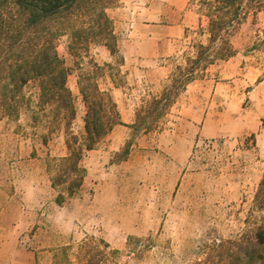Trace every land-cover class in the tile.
I'll list each match as a JSON object with an SVG mask.
<instances>
[{
    "label": "rangeland",
    "instance_id": "1",
    "mask_svg": "<svg viewBox=\"0 0 264 264\" xmlns=\"http://www.w3.org/2000/svg\"><path fill=\"white\" fill-rule=\"evenodd\" d=\"M174 1V6L185 1V8L180 18L184 32L177 40L173 70L185 64L186 56L195 55V42L206 43L207 37L200 31L199 0ZM137 5L138 0H120L108 13L113 19V12L119 8L130 6L133 12ZM178 15L171 12L167 22H177ZM263 25L264 12L257 16L250 12L231 39L240 68L231 82L233 93L227 97L232 100L230 107L241 109L243 115L258 111L264 100L255 93L264 79V53L249 50ZM103 46L93 44L84 65L91 57L104 65L103 88L113 82L123 84L122 55L113 54L108 67L102 61ZM57 49L72 69L68 85L78 110L73 128L81 133L86 106L66 35L57 41ZM213 64L208 67L213 68ZM206 74L207 69L201 70L197 78ZM169 86L170 78L159 90L143 95L137 112ZM180 93L159 118L163 128L177 114ZM156 115L153 112L147 116ZM23 122L0 121V264H16L21 253L32 255L35 264H51L63 247H69L75 256L85 241L93 252L101 251V264H205L218 243L250 233L251 213L258 221L264 219V210L255 208L264 174V146L257 145L259 141L264 144L261 134L245 135L235 146L227 144L225 138L198 137L186 164L176 168V158L171 162L167 152L169 140L156 134L160 130L137 134L134 122L128 129L118 123L114 125L118 134L110 133L83 157L84 186L58 203L59 191L52 186L47 162L66 153L65 134H58L46 146L40 138L31 136L30 128L21 129L19 124ZM113 136L117 137L114 142ZM22 139L32 141L33 149L32 144L23 147Z\"/></svg>",
    "mask_w": 264,
    "mask_h": 264
},
{
    "label": "trees",
    "instance_id": "2",
    "mask_svg": "<svg viewBox=\"0 0 264 264\" xmlns=\"http://www.w3.org/2000/svg\"><path fill=\"white\" fill-rule=\"evenodd\" d=\"M120 0H0V121L20 123L30 128L33 138L46 146L58 134H65L66 153L47 162L52 186L59 193L57 202L76 194L82 187L86 169L82 159L121 123L117 104L109 90L101 86L104 70L89 57L93 44H104L119 52L113 19L108 9ZM202 18L200 31L206 43L193 44L194 56H186L170 75L171 86L154 96L138 112L132 127L137 134L163 128L159 118L186 86L218 60L236 53L232 37L245 16L264 12V0H199ZM66 35L68 50L75 58L78 89L86 106L84 131L75 132V96L68 85L71 68L57 49ZM249 50L264 53V25L256 32ZM123 61V58H122ZM111 67L110 64H105ZM156 112L155 118L148 114ZM23 134H28L24 132ZM130 143L127 144V147ZM255 208L264 210V174L255 197ZM255 210V209H254ZM249 234L221 241L205 264H264V219L256 220ZM105 246H108L103 240ZM98 253L83 242L73 255L65 246L51 264H101Z\"/></svg>",
    "mask_w": 264,
    "mask_h": 264
},
{
    "label": "crops",
    "instance_id": "3",
    "mask_svg": "<svg viewBox=\"0 0 264 264\" xmlns=\"http://www.w3.org/2000/svg\"><path fill=\"white\" fill-rule=\"evenodd\" d=\"M174 2L138 0L133 12L128 6L119 8L112 14L118 49L123 58L121 67L124 82L119 85L113 82L105 89L110 91L117 104L121 121L119 124L126 129L136 119L141 97L159 90L173 70L172 60L177 53V40L184 32V24L180 18L181 11L185 8V1L176 6ZM171 12L173 15L179 13L177 22H167ZM101 51L104 54L103 63L111 62V51L106 46L101 47ZM212 66L213 68H207L204 77L195 78L180 93L177 114L173 115L174 118L167 127L156 133L169 140L167 152L170 153L171 162L176 158V168L186 164L198 137L225 138V142L231 146H235L239 138L249 134H261L264 138V100L258 111H247L244 115L241 109L230 107L232 100L227 96L233 93L231 82L239 73V59L233 55ZM255 93L262 95L264 99V79L258 83ZM117 131L113 127L110 133L118 134ZM115 140L117 137L113 136L112 142ZM21 143L23 147L32 144L30 149H33L32 141L22 139ZM257 145L264 146L260 141ZM175 147L178 148L177 153ZM21 255L16 264H35L29 253Z\"/></svg>",
    "mask_w": 264,
    "mask_h": 264
}]
</instances>
